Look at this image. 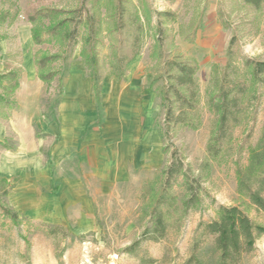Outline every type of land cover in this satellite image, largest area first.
Wrapping results in <instances>:
<instances>
[{
	"label": "rangeland",
	"instance_id": "1",
	"mask_svg": "<svg viewBox=\"0 0 264 264\" xmlns=\"http://www.w3.org/2000/svg\"><path fill=\"white\" fill-rule=\"evenodd\" d=\"M85 17L95 22L92 37ZM231 39L238 69L244 57L264 60V2L254 8L241 0H0V77L13 71L18 79L12 91L5 86L14 78L0 81V177L13 183L3 203L18 219L0 207V264H214V243L198 224L216 217L219 205L240 204L264 223V212L237 190L235 174L246 133L255 142L264 118V85L223 153L213 160L206 150L215 123L207 102ZM133 52L117 77L118 62ZM93 53L92 66L84 56ZM44 55L51 60L43 71L54 72L49 84L35 63ZM167 57L197 64L201 124L178 127L164 142L157 89ZM164 144L183 154L204 191L200 204L182 214L179 176L166 232L153 240L143 234L171 156ZM255 242L238 264H264V233Z\"/></svg>",
	"mask_w": 264,
	"mask_h": 264
},
{
	"label": "trees",
	"instance_id": "2",
	"mask_svg": "<svg viewBox=\"0 0 264 264\" xmlns=\"http://www.w3.org/2000/svg\"><path fill=\"white\" fill-rule=\"evenodd\" d=\"M241 1L250 4L254 8H258L264 2V0ZM32 19L33 17H31ZM79 19H81V14H79ZM84 19L86 24L89 23L90 25L88 36L92 37L97 31L95 22L86 19V17ZM69 33H72V31L67 32V35ZM33 37L35 42L39 43L41 41L37 35H33ZM233 41L234 39H231L228 46V63L222 73L218 75L215 73L216 79L212 86L216 91L207 102L208 107L214 112L215 118L206 146L207 153L213 160L223 153L225 146L230 145L233 129L241 123L243 116L249 114L250 108L256 110L257 99L260 98L259 90L264 85V60L244 57L241 59L243 69H238L232 62ZM94 55L93 53L91 56H84L88 65L93 66L95 63ZM136 55L137 53L133 52L123 63L122 61L118 62L120 66L118 67L119 72L116 74L117 77L123 75L125 64L134 59ZM50 60L51 57L46 55L35 57L38 77L46 84H49L54 76V72L51 70L43 71L46 63ZM162 64L164 83L158 87L157 94L165 110V125L161 130V137L165 142V138L173 134L176 128L186 125L197 128L201 123L196 108L199 95L197 78H195L198 69L197 64L186 59L182 61L171 57L165 58ZM246 73L249 77L246 76ZM7 74L1 76L0 81L6 76L14 78L13 83L5 86L12 91L18 86L17 74L13 71ZM91 81L92 90H95L96 99L99 100L100 80L96 74V69L93 70ZM4 100V95H1L0 101ZM245 137L246 147H241L239 150L245 153L235 159L237 190L241 195L247 197L256 210L264 212V118L255 142L249 140L251 138L250 130ZM168 148H171L169 153L171 156L169 162L163 168L160 192L158 195L156 191L153 192L150 199L151 205L150 207L147 206L148 208L146 207L149 220L144 227L143 237L146 236V238L153 240H159L166 232L169 224L166 216L177 203L172 189L179 176L183 178L181 186L184 193L180 200L182 214H185L189 208L200 204L202 200L200 196L204 191L199 178L190 174L191 168L188 163L185 164L183 154L178 149L164 144L163 150L167 151ZM12 186L13 183L10 182L8 177H0V207L4 216H9L11 219L18 221L17 212L3 203V197L7 195ZM216 213V217L199 222L200 233L202 236L212 238L216 251L214 264H238L244 255L254 250L256 239L264 233V223L256 222L240 204L231 206L221 204L218 206ZM137 244L138 241L129 244L126 251H133Z\"/></svg>",
	"mask_w": 264,
	"mask_h": 264
},
{
	"label": "crops",
	"instance_id": "3",
	"mask_svg": "<svg viewBox=\"0 0 264 264\" xmlns=\"http://www.w3.org/2000/svg\"><path fill=\"white\" fill-rule=\"evenodd\" d=\"M127 99H129V97H128ZM127 99H126V100H127ZM126 102H127V101H126Z\"/></svg>",
	"mask_w": 264,
	"mask_h": 264
}]
</instances>
